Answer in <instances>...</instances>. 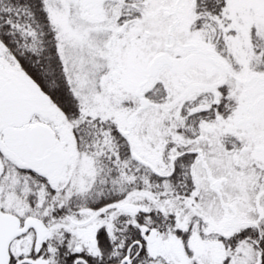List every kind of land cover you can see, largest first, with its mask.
<instances>
[{
	"label": "snow or ice",
	"instance_id": "1",
	"mask_svg": "<svg viewBox=\"0 0 264 264\" xmlns=\"http://www.w3.org/2000/svg\"><path fill=\"white\" fill-rule=\"evenodd\" d=\"M0 264H264V0H0Z\"/></svg>",
	"mask_w": 264,
	"mask_h": 264
}]
</instances>
